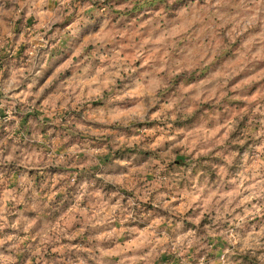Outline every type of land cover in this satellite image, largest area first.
Instances as JSON below:
<instances>
[{
	"label": "rangeland",
	"instance_id": "obj_1",
	"mask_svg": "<svg viewBox=\"0 0 264 264\" xmlns=\"http://www.w3.org/2000/svg\"><path fill=\"white\" fill-rule=\"evenodd\" d=\"M0 264H264V0H0Z\"/></svg>",
	"mask_w": 264,
	"mask_h": 264
}]
</instances>
